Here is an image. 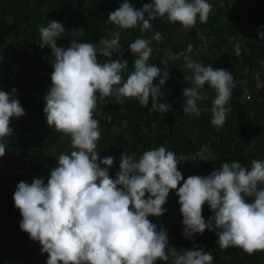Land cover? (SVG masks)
I'll use <instances>...</instances> for the list:
<instances>
[{
	"label": "clouds",
	"instance_id": "9594fccd",
	"mask_svg": "<svg viewBox=\"0 0 264 264\" xmlns=\"http://www.w3.org/2000/svg\"><path fill=\"white\" fill-rule=\"evenodd\" d=\"M213 5L207 0H153L136 9L128 0L108 14V20L122 29L139 26L142 32L151 21L167 16L185 29L195 26L197 17L206 23ZM147 14V15H146ZM65 26L52 20L39 29V46L48 47L54 56L51 86L44 99L47 125L71 138L70 154H60L50 177L36 178L31 184L21 181L13 199L20 211V228L30 239L39 242L48 254L46 264H155L167 261L169 244L166 229L158 228L150 216L161 217L167 209L170 191L179 197L186 238L216 232L221 249L241 248L252 255L264 251V161L253 160L251 168L238 161L223 162L208 176L184 178L175 153L160 146L145 151L137 160L135 154L123 152L115 179L109 174L115 157L101 158L97 141L101 132L94 112L99 101L115 97L119 103L136 98L150 113L172 111L169 103H159L161 86L171 78L165 66L162 71L148 63L153 49L151 40L137 38L130 44L134 68L123 80L127 60L99 63L98 55L111 57L119 50L120 34L101 38L98 45L70 42L58 46L57 38ZM264 40V31L258 32ZM162 39L160 33L152 38ZM192 45L188 52H192ZM235 52L240 54L239 44ZM183 56L191 75L192 87L182 95L183 113L201 115L198 101L207 99L203 89L215 90L211 124L222 127L231 110L233 76L225 69H215L194 61L184 53H170V59ZM165 65L167 61L163 62ZM158 77L159 84L154 80ZM11 93L0 90V158L6 154L5 137H12V118H21L25 109ZM103 165L104 167H102ZM181 181H183L182 186ZM251 198V202H249ZM207 203L213 215L206 221L202 215ZM172 264H212L213 255L198 245L183 254L172 253Z\"/></svg>",
	"mask_w": 264,
	"mask_h": 264
},
{
	"label": "trees",
	"instance_id": "16d2710c",
	"mask_svg": "<svg viewBox=\"0 0 264 264\" xmlns=\"http://www.w3.org/2000/svg\"><path fill=\"white\" fill-rule=\"evenodd\" d=\"M252 1L257 2V0ZM123 2L124 0H0V86L7 91L15 88L17 91L21 90L26 93V96L17 98L25 109V115L18 119L12 118L10 126L14 129V135L4 138L6 154L0 158V264H46L48 254L43 253L39 242L30 239L29 234L20 228L23 218L15 207L13 196L19 182L24 181L30 184L31 174H21L18 170L24 166L23 158L28 157L34 172L48 175L51 169L57 166V158L60 154H70L74 150L71 147L70 136L43 126L41 129L48 131L49 136L42 132L35 134L36 128H28L35 119L39 120L42 125H47L46 115L43 111L46 105L44 97L51 86V73L54 70L52 64L55 58L48 47L38 49L34 57L26 58L27 48L39 40L40 27H46L52 20L59 21L60 17L75 8V14L63 24L65 32L57 38L58 46L66 48L72 41L98 45L101 38L112 39L114 34L119 32V50L113 52L111 57L98 55L99 63L108 62L109 59L127 60L128 67L122 73L123 80L126 81L134 68V63L131 65L134 60H132L130 44L137 38H143L152 41L153 51L148 63L158 66L163 57L161 49L157 48L161 42L152 38L160 31L176 29L181 24L172 23L165 16L151 21L150 30L144 32L140 30L139 26L131 29H122L119 26L114 28L115 24L108 20V14L118 9ZM128 2L136 9H140L145 3H152L153 0H128ZM207 2L213 5L208 21L201 23L197 17L195 26L189 30L188 42L207 37L212 40L211 46L217 49L226 48L227 51L233 53L234 58L230 65L232 74L236 72L234 66L241 60V67L247 69L249 79L245 88L236 92L237 96L244 89L251 87L255 71L264 75L262 72L264 65L259 62L260 60L264 61V40L258 36V32L264 31V8L252 15L240 8V3L248 4L245 0H207ZM224 4L227 7V12L232 13L234 19L238 20V24L217 25L216 17L224 14L225 9L222 7ZM245 14L248 16L246 17ZM255 20L263 23L262 28L252 25V21ZM242 29L249 31V40L245 44L247 52L238 42L242 35ZM236 44L240 46L239 55L235 52ZM201 58L206 59V56L198 53L194 61ZM17 63L18 67L12 70L10 65ZM167 70L171 78L164 86H161L162 95L158 102L169 103L172 106V111L150 113L151 100L148 107L144 108L136 98H125L124 103L121 104L113 96L105 98L97 104L94 118L99 121L101 132L100 139L97 141V152L101 158L115 157L114 165L109 168V174L113 179L119 171L123 152L129 155L135 154V158L139 160L145 151L163 146L177 156L181 152L193 151L201 141L207 138H213L214 148L220 129L224 130L223 127H219L217 130L218 127L211 124L212 104L209 103L206 105L199 103L200 109L202 106L200 116L197 117L193 114L190 119L186 114L184 121L182 120L186 124L177 122L175 126L169 127L170 123L167 122L171 119L169 116L176 111H183V89L192 87L193 84L185 79L178 65H172ZM159 79L160 77L154 80V83L158 85ZM203 91L206 94L205 89ZM34 92L40 93L39 98L33 95ZM257 98L264 99V90L252 94L247 103ZM246 104L236 105L234 100L232 102L235 107H243ZM97 108L101 109L102 115L105 116L97 114ZM233 110L236 112V108ZM231 114L230 110L229 115ZM106 115L109 116L110 121L106 120ZM190 124L197 127V133L206 134L197 144L194 143L190 134L184 132V127L189 128ZM258 127L261 129V125ZM25 132L30 136L25 137ZM256 134L258 140L263 137L264 131ZM171 139L179 141L180 145L170 143ZM167 141H169L168 145H164ZM202 161L179 164L178 168L182 172L188 171L201 164ZM219 168L218 164L214 170ZM259 187L264 188V185H259ZM249 202H251V198H249ZM164 207L167 211L163 216L149 217L158 228L165 227L169 240L165 249L169 259L167 261L157 260L155 264H172L173 252L183 254L185 250L192 249L194 245L211 252L213 255L212 264H264V251H257L249 255L238 247L221 249L216 244L218 239L216 233L213 237L198 242L186 238L182 223L183 216L182 221L176 224L174 220H171L174 210ZM202 215L206 221L213 215L207 203L203 206ZM11 231L17 233L16 238L11 235Z\"/></svg>",
	"mask_w": 264,
	"mask_h": 264
},
{
	"label": "rangeland",
	"instance_id": "374dc122",
	"mask_svg": "<svg viewBox=\"0 0 264 264\" xmlns=\"http://www.w3.org/2000/svg\"><path fill=\"white\" fill-rule=\"evenodd\" d=\"M245 1L248 2L250 6L242 2L241 4L243 6L240 5V8L247 11L248 13H251L252 15L257 12L255 10L258 7V2L260 4L262 2V5L264 4V0H257V2L255 3L252 0ZM222 7L225 9V11L224 14L216 17L217 25L226 26L230 23L238 24V20L234 19L233 14H229L227 12L228 10L226 9L227 7L225 6V4L222 5ZM247 14H245L246 17L248 16ZM252 25H256L259 28H262L263 23H260L259 20H255L252 21ZM114 28H118V26L114 25ZM187 30V35H183V32ZM187 30L182 25H180L176 27V29L158 32L162 37V39L158 40L161 42V44L157 46V48L161 49L163 56L161 62L158 65L161 70H165V66L168 69L172 65H178L179 69L182 71L183 76L186 78L191 75V73L185 68L183 56H180L178 59H170V53H184L185 55H190L193 60L196 59V55L199 53L201 55H205L206 59H197L196 62L202 63L205 66L211 65L215 69H225L227 71H230V65L233 62L234 58L233 53L227 51L226 48L217 49L216 47L211 46L212 40L207 37L203 39L199 38L190 43L188 42L190 29ZM248 33V29H242V35L238 39V42L241 43L246 52L247 46H245V44L249 40ZM189 45L193 46L191 53L188 52ZM149 46L151 47V44ZM132 58V60H134L135 57L132 55ZM162 61H167V64L165 65L164 63H162ZM240 61L241 60L238 61L239 64H236L234 66L236 70L235 74L231 73L233 76L234 88L232 92V100L230 101L228 107H231L232 114L227 117L226 122L222 126L224 130L220 129L219 136L217 135L216 137V144L207 158L202 161L201 164L190 168V170L184 172L181 171L185 179L193 175L208 176L213 171H215L214 168L218 164L220 167L223 162L238 161L243 166L251 168V162L253 160L264 161V134L262 135L263 137L259 138L258 140L256 134L257 132L264 131V99H254L243 107H235V105H232L234 97H236V92L240 89L245 88L249 79V74L246 71L247 69L241 67ZM132 64L133 62H131V65ZM204 89L206 91L207 99L197 102L199 108V103L201 105H206L207 103L212 104V100L216 95L215 90L212 89L208 84H205ZM233 108H236V112L233 110ZM185 115L186 113H183L182 110L174 112L173 115L169 116V119L171 118L170 121H167L170 123L169 127L175 126L177 122L186 124L183 122ZM187 115L190 117V119H192L193 114ZM259 125H261V129H258ZM42 126L45 128L48 127L51 130H55L48 125H42L41 122L37 119H35L34 122H32V124L28 126V128H36V130L34 131L35 134H39L42 132L49 136L50 133H48V131H44L41 129ZM228 128H230L229 134L226 133ZM24 136L27 137L30 136V134L25 132ZM205 136L206 134H204L203 132L198 133L196 136V141L198 140L197 143ZM182 183L183 181H181L180 186H182ZM178 200L179 197L173 190L169 193L167 202L165 204L167 208H171L174 210L172 213L173 218L171 220H174V223L176 224L182 221V214L180 212V204L178 203ZM169 220L168 223L171 221ZM3 221L6 222L5 219H3ZM163 229H165V227ZM215 233L216 232L214 231L206 229L202 235L196 234L195 236L190 237V239L194 242H198L202 239L213 237ZM11 235L15 238L17 237V233L15 231H11Z\"/></svg>",
	"mask_w": 264,
	"mask_h": 264
},
{
	"label": "built area",
	"instance_id": "2783aa9c",
	"mask_svg": "<svg viewBox=\"0 0 264 264\" xmlns=\"http://www.w3.org/2000/svg\"><path fill=\"white\" fill-rule=\"evenodd\" d=\"M75 12H76V9L73 8L72 11H70L67 14L63 15L62 17H60L59 22H61L62 24H65L67 22V19L69 17H72V15H74ZM39 42H40V40H37L33 46H29L27 48L26 55H25L26 58L34 57L35 52L38 49L39 50L42 49L39 46ZM259 62H260V64L264 65V61L263 60H260ZM17 67H18V63L14 64L12 66L10 65V68L12 70H15ZM262 72H264V71L262 70ZM263 76L264 75L262 73H259L258 71L257 72L255 71L254 74H253V84L251 85L250 88H246V89H244L243 92L238 93V95L234 99V103L236 105L246 104L250 100L252 94H257V93H259V91L264 90V77ZM0 85H1V83H0ZM0 90L6 91L8 93H11V91H7V89L2 88L1 86H0ZM33 95L35 97L39 98L40 93L34 92ZM22 96H26V93L21 91V90L17 91L16 98H21ZM96 112H97V114L102 115V110L101 109L97 108ZM228 115H229V113H228ZM102 116H105V115H102ZM106 116H107L106 120L110 121L109 116L108 115H106ZM217 130H218V128H217ZM213 141H214L213 138H207V139L201 141L198 144L197 148L194 149L193 151H191V152H181L180 154H178L176 156L178 161H179V163L180 164H185V163H190V162H195V161H202V160L206 159L207 156L209 155V153L212 151V148H213V145H214ZM22 163L24 164V166L21 168V170H18V172L21 173V174H24V173L31 174L30 184L36 178L44 179L45 184H47V180L50 177L51 172H49L48 175H43L42 173L34 172L31 169L30 161H29L28 157H24Z\"/></svg>",
	"mask_w": 264,
	"mask_h": 264
},
{
	"label": "crops",
	"instance_id": "0c3cea01",
	"mask_svg": "<svg viewBox=\"0 0 264 264\" xmlns=\"http://www.w3.org/2000/svg\"><path fill=\"white\" fill-rule=\"evenodd\" d=\"M241 4V3H240ZM246 4V3H245ZM242 5V4H241ZM248 6H250L249 4H247ZM257 5H258V7H257V9L255 10V11H258L259 9H261V8H264V4L262 5V4H260L259 2L257 3ZM243 6V5H242ZM187 30V29H186ZM187 33H188V30L187 31H184L183 32V35H187ZM164 61H162V63H163ZM194 126V127H193ZM189 128H186V127H184V132L185 133H187V134H190V137L191 138H193V140H194V143L195 144H197V141H196V136H197V127H195V125H189L188 126ZM230 127V126H229ZM188 129V130H187ZM229 132H230V128H228L227 129V132L226 133H228L229 134ZM196 133V134H195ZM233 139V138H232ZM168 143H169V141H167V142H165L164 143V145H168ZM170 143H172V144H174V145H180V142L178 141L177 142V140H175V139H171L170 140ZM157 147H159V146H157ZM164 206H166V205H164ZM171 209V208H170Z\"/></svg>",
	"mask_w": 264,
	"mask_h": 264
}]
</instances>
